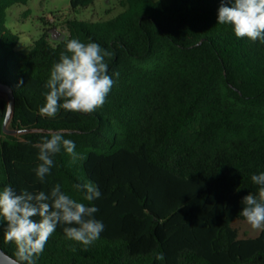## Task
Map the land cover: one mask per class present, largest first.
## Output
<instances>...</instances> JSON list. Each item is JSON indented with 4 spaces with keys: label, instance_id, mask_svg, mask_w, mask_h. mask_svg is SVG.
<instances>
[{
    "label": "trees",
    "instance_id": "trees-1",
    "mask_svg": "<svg viewBox=\"0 0 264 264\" xmlns=\"http://www.w3.org/2000/svg\"><path fill=\"white\" fill-rule=\"evenodd\" d=\"M27 1L0 0V82L15 99L4 127L0 94V191L60 184L89 204L75 185L92 182L105 226L85 248L58 225L36 264H264V230L239 237L232 225L244 218L243 197L258 195L252 175L264 172V42L217 23L220 0H117L124 9L115 16L68 19L66 35L51 41L46 29L19 50L6 10ZM73 38L112 53L114 84L92 113L47 117L45 85ZM51 131H63L84 159L73 163L62 149L42 184L35 145ZM4 228L0 247L17 259Z\"/></svg>",
    "mask_w": 264,
    "mask_h": 264
},
{
    "label": "clouds",
    "instance_id": "clouds-1",
    "mask_svg": "<svg viewBox=\"0 0 264 264\" xmlns=\"http://www.w3.org/2000/svg\"><path fill=\"white\" fill-rule=\"evenodd\" d=\"M217 23L231 25L237 38L264 42V0H220ZM111 55L98 43L68 40L65 51L50 70L45 85L48 91L40 112L55 117L61 110L87 114L102 107L114 84L105 59ZM114 75L118 77L119 73ZM64 136L63 131H51L35 145L40 163L34 172L42 184L48 183L54 158L62 149L73 163L84 159L76 151L75 142ZM251 179L259 186L258 195L243 197L240 214L253 229L264 230V172L253 174ZM75 188L84 193L83 199L89 204L67 195L60 184H53L48 192H17L11 185L0 191V222H6L5 239L16 246L17 264H36V258L43 253L58 225L64 226L68 239L85 248L100 238L105 226L95 218L99 209L91 202L101 192L92 182L76 184ZM157 259L164 257L161 254Z\"/></svg>",
    "mask_w": 264,
    "mask_h": 264
},
{
    "label": "rangeland",
    "instance_id": "rangeland-1",
    "mask_svg": "<svg viewBox=\"0 0 264 264\" xmlns=\"http://www.w3.org/2000/svg\"><path fill=\"white\" fill-rule=\"evenodd\" d=\"M124 8L117 0H94L85 7L73 9L71 0H28L27 3H16L6 10V27L19 35L17 49L28 50L41 33L54 28L59 38L67 34L68 19L101 20L115 16ZM232 225L237 229L239 237L255 236L256 230L245 218H236Z\"/></svg>",
    "mask_w": 264,
    "mask_h": 264
},
{
    "label": "water",
    "instance_id": "water-1",
    "mask_svg": "<svg viewBox=\"0 0 264 264\" xmlns=\"http://www.w3.org/2000/svg\"><path fill=\"white\" fill-rule=\"evenodd\" d=\"M55 28V27H54ZM53 28L52 31V36L53 37H57V33ZM0 94H3L7 97L8 99V110H7V114L4 120V127L6 126L12 111H13V107H14V96L12 93V90L6 86L5 84H3L2 82H0ZM0 264H17V259H15L14 257H12L11 255L7 254L1 247H0Z\"/></svg>",
    "mask_w": 264,
    "mask_h": 264
}]
</instances>
